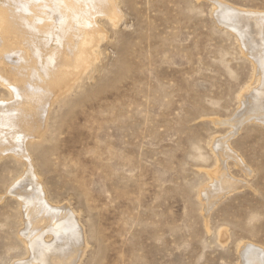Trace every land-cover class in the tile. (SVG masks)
Listing matches in <instances>:
<instances>
[{"label":"rangeland","instance_id":"obj_1","mask_svg":"<svg viewBox=\"0 0 264 264\" xmlns=\"http://www.w3.org/2000/svg\"><path fill=\"white\" fill-rule=\"evenodd\" d=\"M112 4V18L94 12L95 57L67 69L36 139L0 149V264H38L30 243H51L67 215L81 234L71 264H264V106L248 113L246 99L262 97L264 0ZM221 7L262 19L259 57ZM69 26L78 37L85 28ZM23 56L11 52L9 65ZM18 77H0V104L14 103ZM33 188L40 209L25 196Z\"/></svg>","mask_w":264,"mask_h":264},{"label":"bare ground","instance_id":"obj_2","mask_svg":"<svg viewBox=\"0 0 264 264\" xmlns=\"http://www.w3.org/2000/svg\"><path fill=\"white\" fill-rule=\"evenodd\" d=\"M1 4L4 6L3 9L7 10H2L0 14V43L3 46L0 49L7 51L10 55H7V69L0 74V77L8 82L6 80L7 76L10 79L13 76H19L21 84H19V89L13 88L10 85L11 91L14 90L16 98L14 103L10 105L0 104V149L6 144V147L14 144L15 149L13 150H22L26 138L35 140L36 133L40 132L43 128L47 104L57 88L67 82V78L71 72L67 69L73 67V62L74 64L78 62L79 65H83L88 61V58L95 57L94 50H92L95 31L90 30L93 24L94 12L108 9L110 10L108 14L111 18L116 13L112 0H3ZM217 13L219 19L221 17L222 19L224 18L225 22H228L239 32L238 34L241 35L244 45H246L245 47L252 52L254 57H259L260 50L263 47H260V23L258 22L260 18L257 17L258 15L239 12L234 9H227L226 7H221ZM71 21H78V24L85 27L79 37L70 33L69 24ZM13 29L19 30L18 35H22L24 38V46L29 44L33 51V53L31 52L32 57H28V51L21 48L23 46L15 47L18 42L14 41L13 35L15 33ZM54 38L56 41L52 45ZM65 38H69L67 41L69 54L58 62H55L54 51H57L59 46L63 45ZM81 40H85L84 45L79 47ZM19 42L21 43V41ZM50 47L51 50H46ZM17 49L19 53L24 54V61L17 62V65H9L11 64L10 58H12L11 52L15 53ZM51 56L52 59L49 60ZM58 57H61V53L58 54ZM69 60L71 63H69ZM64 61H67V63H64ZM87 63L84 68L87 66ZM261 86L259 87L262 91L261 96L264 97V85ZM257 94L249 92L246 95L249 103L248 113L253 114V112H257L264 106V98H260L259 94ZM258 113L255 114L258 115ZM226 179L221 178L216 182L218 185L221 184L220 188L227 186ZM27 181L26 183L29 186L31 178ZM36 184L37 182L34 185ZM33 189L34 191L26 193L25 196L32 198L30 202L34 204L35 209H40L42 208L40 204H44L45 202L42 203L40 200L41 203H39L34 197L38 195L37 193L41 189L36 188L39 191L35 188ZM49 210L56 215L54 209ZM67 216H62L60 220L58 219V222H55L57 224L51 230L54 234V239L51 243L44 242L41 239L42 237L30 243L33 254L32 260L34 262L38 264H71L74 261L81 246V234L75 219L72 216ZM255 253L257 252L255 251ZM246 257L250 261L253 259L250 249ZM25 264L30 263L28 261Z\"/></svg>","mask_w":264,"mask_h":264}]
</instances>
